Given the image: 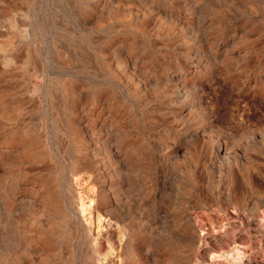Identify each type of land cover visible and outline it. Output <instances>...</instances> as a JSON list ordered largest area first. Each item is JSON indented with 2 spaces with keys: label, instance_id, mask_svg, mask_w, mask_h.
I'll use <instances>...</instances> for the list:
<instances>
[{
  "label": "rangeland",
  "instance_id": "obj_1",
  "mask_svg": "<svg viewBox=\"0 0 264 264\" xmlns=\"http://www.w3.org/2000/svg\"><path fill=\"white\" fill-rule=\"evenodd\" d=\"M263 239L264 0H0V264Z\"/></svg>",
  "mask_w": 264,
  "mask_h": 264
},
{
  "label": "bare ground",
  "instance_id": "obj_2",
  "mask_svg": "<svg viewBox=\"0 0 264 264\" xmlns=\"http://www.w3.org/2000/svg\"><path fill=\"white\" fill-rule=\"evenodd\" d=\"M236 216V215H235ZM210 218V217H209ZM212 218V217H211ZM227 218H228V215H227ZM235 221V220H234ZM242 222V221H241ZM233 223V222H232ZM240 223V222H239ZM243 223V222H242ZM228 224V223H227ZM220 225V224H219ZM225 225V224H224ZM240 225V224H239ZM255 225V224H254ZM208 226V225H207ZM230 226V225H229ZM243 226V225H242ZM247 226V225H246ZM205 228H206V225H205ZM257 228V227H256ZM201 229H203V228H201ZM221 229V228H220ZM241 229V228H240ZM248 229V228H247ZM214 230V229H213ZM243 230V229H242ZM215 231V230H214ZM224 231V230H223ZM244 231H245V229H244ZM207 232V231H206ZM213 232V231H212ZM219 232V231H218ZM227 232V231H226ZM246 232V231H245ZM251 232V231H250ZM209 233V232H208ZM215 234V233H214ZM217 234H219V233H217ZM232 234H234L233 232H232ZM231 234V235H232ZM259 236H261V235H259ZM216 237V236H215ZM264 240V239H263ZM249 241V240H248ZM254 241V240H253ZM257 243V242H256ZM233 244V243H232ZM236 244V243H235ZM247 244V243H246ZM254 244V243H253ZM262 244V243H261ZM223 246V245H222ZM225 246V245H224ZM227 246V245H226ZM232 247V246H231ZM234 247V246H233ZM226 249H227V247H225ZM260 248V247H259ZM228 249H229V247H228ZM232 249V248H231ZM206 250V249H205ZM230 250V249H229ZM202 252V251H201ZM226 252V251H225ZM203 253V252H202ZM205 253V252H204ZM215 256H217V255H215ZM252 257V256H251ZM203 258V257H202ZM205 258V257H204ZM247 259V258H246ZM241 260V259H240ZM243 260V259H242ZM241 260V261H242ZM248 260V259H247ZM252 260V259H251ZM248 261H250V260H248ZM248 263H250V262H248ZM248 263H246V264H248ZM253 264V263H252Z\"/></svg>",
  "mask_w": 264,
  "mask_h": 264
}]
</instances>
